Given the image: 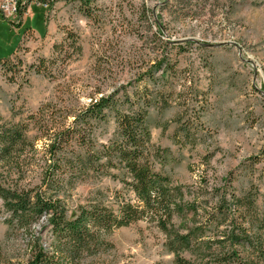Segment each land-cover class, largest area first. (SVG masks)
Segmentation results:
<instances>
[{"label": "rangeland", "instance_id": "obj_1", "mask_svg": "<svg viewBox=\"0 0 264 264\" xmlns=\"http://www.w3.org/2000/svg\"><path fill=\"white\" fill-rule=\"evenodd\" d=\"M143 9L149 11L148 22ZM154 34L172 43L169 57L176 70L160 78L162 69L153 68L156 86L147 77L134 82L164 51ZM143 85L171 91L168 107L149 110L148 127L154 146L168 149L163 171L183 192V201L209 211L216 191L230 178L226 197L230 191L237 196L250 192L264 217V0H56L31 5L15 21L0 16V126L27 122L39 110L49 127L67 125L92 99ZM114 129L112 119L101 123L96 142H106ZM40 133L33 127L28 135ZM43 143L37 140L36 150H27L20 177H7L0 165V184L19 180L38 189ZM120 186L90 174L57 195L66 198L68 213L75 215L97 191L111 199ZM2 203L5 257L24 261L33 234L52 251L45 219L26 231L10 227ZM223 228L207 227L204 235ZM55 256L57 264H176L164 232L146 220L113 229L102 246L76 258L60 251Z\"/></svg>", "mask_w": 264, "mask_h": 264}, {"label": "trees", "instance_id": "obj_2", "mask_svg": "<svg viewBox=\"0 0 264 264\" xmlns=\"http://www.w3.org/2000/svg\"><path fill=\"white\" fill-rule=\"evenodd\" d=\"M148 12V9L141 12L146 22ZM157 29V34L162 35L159 24ZM153 36L159 39L164 51L147 67V75L138 73L134 82H144L147 77L156 86L158 79L152 74L153 68L162 69L160 78L167 73L174 76L176 70L175 61L171 62L169 57L172 43ZM170 94L171 91L163 93L146 85L135 89L123 86L92 99L72 115L74 118L67 125L49 127L40 110L29 115L27 122L1 125L0 165L7 177L23 175L25 153L28 149L36 150L37 140L44 141L45 160L38 189L27 188L19 180L8 181L0 184V199L4 210L9 212L10 227L26 231L45 219L52 251L33 234L24 261L14 263L0 249V264H57V251L73 259L102 246L104 235L113 229L140 220L153 222L164 232L176 264H264V217L257 213L250 192L237 196L230 191L226 197L225 189H231V179H225L222 188L216 191V205L209 211L203 210L195 201L184 202L183 192L172 186L163 171L169 152L151 142L148 114L151 108L168 107ZM110 119L115 123L114 131L106 142L97 143L96 128ZM33 127L41 133L29 137ZM90 174L107 176L121 186L113 191L111 199L103 191H97L86 204L75 209V215H70L66 198L57 194L71 190ZM188 212L190 217H186ZM174 217L179 219L176 226ZM219 224L224 226L223 230L204 235L205 228H218ZM182 227L186 230L181 231Z\"/></svg>", "mask_w": 264, "mask_h": 264}, {"label": "built area", "instance_id": "obj_3", "mask_svg": "<svg viewBox=\"0 0 264 264\" xmlns=\"http://www.w3.org/2000/svg\"><path fill=\"white\" fill-rule=\"evenodd\" d=\"M56 0H0V16L8 20H18L34 4L47 6Z\"/></svg>", "mask_w": 264, "mask_h": 264}]
</instances>
